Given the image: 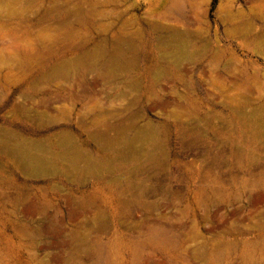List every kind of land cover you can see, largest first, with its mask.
<instances>
[{
	"label": "rangeland",
	"instance_id": "obj_1",
	"mask_svg": "<svg viewBox=\"0 0 264 264\" xmlns=\"http://www.w3.org/2000/svg\"><path fill=\"white\" fill-rule=\"evenodd\" d=\"M0 264H264V0H0Z\"/></svg>",
	"mask_w": 264,
	"mask_h": 264
}]
</instances>
